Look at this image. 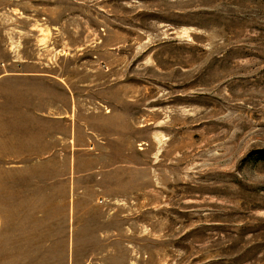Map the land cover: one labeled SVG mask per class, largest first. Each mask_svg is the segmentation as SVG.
<instances>
[{"label":"rangeland","instance_id":"1","mask_svg":"<svg viewBox=\"0 0 264 264\" xmlns=\"http://www.w3.org/2000/svg\"><path fill=\"white\" fill-rule=\"evenodd\" d=\"M261 149L264 0H0V264H264Z\"/></svg>","mask_w":264,"mask_h":264},{"label":"crops","instance_id":"2","mask_svg":"<svg viewBox=\"0 0 264 264\" xmlns=\"http://www.w3.org/2000/svg\"><path fill=\"white\" fill-rule=\"evenodd\" d=\"M68 116H64V117H60L59 119H54L55 121H57L58 123V126H64L65 130H61L60 132L57 133V136L59 138V140L57 139V141H60L63 143L66 142L67 140L69 141L68 143L70 144V158H71V145H72V124L69 123V129H68V133H67V130H66V121H67V118ZM44 119H46V116L43 117ZM51 141V140H49ZM47 154V152H44L43 155ZM48 183H50V181L48 180ZM66 190V189H65ZM42 195H45V196H48L49 198H51L53 196L52 194V191H50L48 194L47 193H44ZM69 195H71V193H69ZM35 196V194L33 195Z\"/></svg>","mask_w":264,"mask_h":264},{"label":"trees","instance_id":"3","mask_svg":"<svg viewBox=\"0 0 264 264\" xmlns=\"http://www.w3.org/2000/svg\"><path fill=\"white\" fill-rule=\"evenodd\" d=\"M255 155L257 160L264 162V149L258 150Z\"/></svg>","mask_w":264,"mask_h":264}]
</instances>
